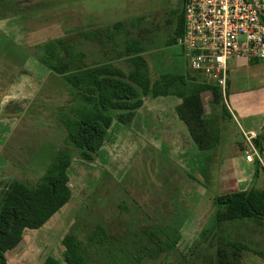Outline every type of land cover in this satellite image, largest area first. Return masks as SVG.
I'll use <instances>...</instances> for the list:
<instances>
[{
	"label": "crops",
	"instance_id": "0c3cea01",
	"mask_svg": "<svg viewBox=\"0 0 264 264\" xmlns=\"http://www.w3.org/2000/svg\"><path fill=\"white\" fill-rule=\"evenodd\" d=\"M124 2L121 5L119 0H97L94 6L91 0H0V178L8 175L10 164L22 162L16 158L25 156L20 152L24 149L22 144L10 146L13 138L24 141V136H15L21 125L28 134L43 129L50 134L47 139L28 145L30 151L26 155L29 159L24 162H44L39 160L45 155L49 141L56 143L54 149L68 146L75 151L70 153L72 159L67 169L71 198L41 227L24 230L16 247L6 251L8 264H43L49 255L54 256L50 249L57 238L70 229L68 215L71 211L73 215L78 212L74 210L79 206L76 198L82 186L79 190L76 185L84 186L95 173L100 175L104 171L110 140L114 151L127 144L177 149V161L188 177L190 192L177 206L185 232L193 230L196 234L201 230L213 211L216 194L243 191L253 183L264 189V59L240 57L232 60L225 96L231 118L220 126L218 146L198 149L176 112L182 99L168 95L146 97L129 126L113 120L95 161L80 158L60 120L61 107L72 101V87L38 59L40 45L63 39L74 51L84 53V63L89 66L109 62L120 66L128 56L114 52L111 42L107 41L104 46L79 34L122 21L125 30L114 34V41L123 44L126 38H138L144 46L143 54L148 59L152 78L190 72V79H200L189 66L183 47L174 41L184 0L179 8L175 6L169 11L161 9L159 0ZM79 37L80 49L75 45ZM10 67L14 71L9 78ZM63 83L68 85L67 92L63 91ZM67 95L71 99L68 100ZM247 130L257 133L254 143L261 155L255 182L256 160L248 162L245 158L248 145L243 131ZM74 190L80 191L75 197Z\"/></svg>",
	"mask_w": 264,
	"mask_h": 264
},
{
	"label": "trees",
	"instance_id": "16d2710c",
	"mask_svg": "<svg viewBox=\"0 0 264 264\" xmlns=\"http://www.w3.org/2000/svg\"><path fill=\"white\" fill-rule=\"evenodd\" d=\"M124 30L125 25L120 21L79 35L104 46L107 41L111 42L114 52L128 56L124 59L127 69L113 62L89 66L84 63V53L74 51L63 39L37 47L38 59L72 87V101L61 107L60 120L80 158L95 161L113 120L129 126L146 97L168 95L182 99L176 112L198 149L218 146L220 125L215 114L204 113L203 94L211 93L212 103L221 106V119L228 120L231 114L221 88L190 79V72L152 78L148 59L143 54L144 46L138 38H126L123 44L114 41V34ZM184 31L183 8L175 42ZM71 159L68 151L60 150L56 160L37 180L23 176L0 185V264H7L6 251L16 247L26 228L41 227L71 198L67 173ZM260 167L261 162L256 160L254 182ZM246 222L262 227L258 233L264 236V189L254 183L243 191L214 196L213 211L196 243L198 250L212 252V264H242L241 257L246 252L264 259V250L245 242L234 232ZM165 224L164 227L147 225L135 231L134 238L123 239L111 236L102 221L84 228L75 221L61 240L63 260L49 255L43 264H156L164 253L178 250L176 245L182 237L179 231L182 223L176 213ZM203 244L207 248H203ZM164 264L193 263L179 252L176 258L165 260Z\"/></svg>",
	"mask_w": 264,
	"mask_h": 264
},
{
	"label": "rangeland",
	"instance_id": "374dc122",
	"mask_svg": "<svg viewBox=\"0 0 264 264\" xmlns=\"http://www.w3.org/2000/svg\"><path fill=\"white\" fill-rule=\"evenodd\" d=\"M180 2L181 0H159L157 3L160 4V7H163L161 9L169 11L175 6L179 8ZM91 3L96 6L97 0H91ZM119 3L124 5L125 2L124 0H119ZM80 42V37L75 39V45L79 49L82 47ZM119 64L127 69L128 64L125 61ZM13 71L14 69L10 67L9 78ZM198 80L200 81L201 79ZM63 84V91L67 92L68 85L66 83ZM67 96L68 100L71 99L69 95ZM203 100L205 113L207 112L208 115L210 113L215 114L216 122L220 126L224 125L226 120L220 117L221 106L220 104L212 103L211 93L205 92ZM23 127L24 125L20 126V132H16L15 136H24V141H19L18 139V142L17 138H13L10 146L13 148L18 143L22 144L24 149H21L20 152L25 156L24 158H16L18 160L21 159L22 162H16L7 167L8 175H3L0 178V185L9 182L13 178L23 176L29 180H37L45 172L47 166L56 160L58 150H66L69 153L71 151L75 152L73 148L68 146L54 149L53 146L56 143L49 141L45 155L39 160L44 162H24V159H29L27 157L29 155L28 151H30L28 145L45 140L50 134L44 129L34 130L28 134L29 131ZM112 145L113 143L110 140L104 171L100 175L95 173L93 178H89L87 180L88 183L84 186L83 184L76 185L77 188L82 187L80 195L77 194L80 191L74 190V194L78 195L76 201L79 206L74 210V212H78L73 215V211H71L68 215L70 227L75 221H79L81 228L88 225L93 226L94 223L102 221L108 227L111 236L125 239L128 237L134 238L135 231H139L147 225L166 226V220L174 213L179 219L177 206L182 200L188 198L190 192L188 189V177L183 173L182 167L177 161L179 157L177 149L168 146L147 147L138 145L132 147L127 144L114 151ZM35 160H38V157ZM88 170L92 173L90 168ZM82 177L84 178L83 175ZM75 181L78 182L77 179ZM182 226L179 231L184 233L182 232L183 235L181 234L182 237L176 245L178 250L164 253L165 255L158 259L156 264H164L165 260L176 258L179 252L193 264H212V252H207L208 250L204 249L198 250L196 245L199 233L203 227L194 234L195 231L193 232V230H190V233L189 231L185 232L186 229L183 230ZM261 229L262 227H259L254 222H246L237 226L234 232L245 242L264 250V236L258 233L261 232ZM61 238L60 236L57 238L50 252L58 259L63 260L64 247L61 243ZM139 238L141 239V237ZM128 241L132 243L131 240ZM202 247L207 248V245L203 244ZM241 261L242 264H264L263 258L249 252L242 254Z\"/></svg>",
	"mask_w": 264,
	"mask_h": 264
},
{
	"label": "built area",
	"instance_id": "2783aa9c",
	"mask_svg": "<svg viewBox=\"0 0 264 264\" xmlns=\"http://www.w3.org/2000/svg\"><path fill=\"white\" fill-rule=\"evenodd\" d=\"M185 31L178 38L201 81L221 88L224 99L232 60L264 59V0H184ZM248 162L261 160L255 131H243Z\"/></svg>",
	"mask_w": 264,
	"mask_h": 264
},
{
	"label": "flooded vegetation",
	"instance_id": "af4514ba",
	"mask_svg": "<svg viewBox=\"0 0 264 264\" xmlns=\"http://www.w3.org/2000/svg\"><path fill=\"white\" fill-rule=\"evenodd\" d=\"M183 8H184V2H183ZM210 216V215H209ZM6 254V253H5ZM7 264H8V262H7Z\"/></svg>",
	"mask_w": 264,
	"mask_h": 264
}]
</instances>
